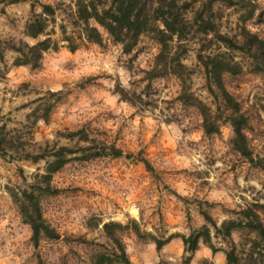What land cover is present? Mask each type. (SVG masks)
Returning a JSON list of instances; mask_svg holds the SVG:
<instances>
[{
	"label": "rangeland",
	"instance_id": "rangeland-1",
	"mask_svg": "<svg viewBox=\"0 0 264 264\" xmlns=\"http://www.w3.org/2000/svg\"><path fill=\"white\" fill-rule=\"evenodd\" d=\"M178 1L180 6L186 0ZM203 1L187 0L188 7L181 10L191 19ZM39 2L57 7L50 27L54 26L52 36L59 39L60 23L66 24L68 31L71 28L68 13L76 0H0V126L19 129L13 133V156L0 154V264L82 263L91 248L107 245L104 222L129 220H135L145 234L140 237L131 229L124 230L130 264H184L180 236L206 222L203 212L219 224L237 218L238 211L252 202H264V168L252 165L231 147L233 132L228 122L221 124L217 134L203 132L198 110L175 100L180 86L174 75L151 80L144 97L152 107L141 109L119 98L116 86L143 88L144 70L152 66L158 51L151 34L143 35L129 54L109 40L103 45L86 43L74 51L59 40L56 50L44 52L39 67L13 64L15 52L6 48L5 40L34 42L23 31L32 13L41 11ZM215 7L221 31L235 32L239 9L223 4ZM246 26L264 39V0H258ZM192 33L181 41L187 48L182 61L192 70L195 96L208 102L195 50L205 40L200 33L191 37ZM233 55L242 60V53L234 51ZM224 82L249 117L248 144L264 164V73L245 68L237 75H225ZM49 105L52 109L47 122L34 121L33 116L26 121L32 108L37 107L40 113ZM84 124L126 152H140L151 169L135 157L124 156L65 163L53 174L52 182L59 191L42 198L43 214L61 237L41 240L35 248L30 227L22 221L7 187H23L22 176L29 180L45 162L20 158L21 142L69 145L62 133ZM211 234L215 246L224 248V242ZM152 235L172 237L157 249ZM238 235L233 233V238L237 240ZM83 239L87 243L80 241ZM202 257L214 264L225 263L222 251L212 254L200 242L189 264H197Z\"/></svg>",
	"mask_w": 264,
	"mask_h": 264
},
{
	"label": "trees",
	"instance_id": "trees-1",
	"mask_svg": "<svg viewBox=\"0 0 264 264\" xmlns=\"http://www.w3.org/2000/svg\"><path fill=\"white\" fill-rule=\"evenodd\" d=\"M17 2L19 0H8ZM178 0H76L74 7H70L68 20L71 25L59 24L60 38L52 36L55 28L57 7L49 3L39 2L41 11L27 19L24 35L34 39L29 43L24 39L18 41L5 40L6 48L15 52L13 64L39 67L44 55L49 49L56 50L58 42L65 41L70 51H74L86 43L104 44L109 40L118 44L124 54H129L145 34H151L158 44L152 66L144 70L142 80L145 84L141 90L125 89L116 86L115 92L119 98L133 106L145 109L152 107L144 92L151 87V80L157 77L174 75L179 80V91L175 100L183 105L195 107L202 119V129L205 134L220 132L223 122H228L233 135L230 139L231 147L249 163L264 168L259 158L253 154L248 144L246 130L249 117L240 100L226 87L224 76L237 75L245 68L254 73H264V39L246 26V21L253 18L258 0H204L194 11L191 19L187 18L183 10L190 2L184 1L179 6ZM237 7V30L233 33L222 32L219 26V16L216 5ZM31 8H34L33 1ZM183 8V10H181ZM106 33L104 37L103 32ZM193 32V33H192ZM192 33L203 35L205 42L199 44L196 59L202 67L205 89L209 101L204 102L195 96L191 87L192 70L182 61L187 51L181 42ZM3 43L0 37V44ZM215 45V47H213ZM242 53V60H238L233 52ZM3 54L0 51V59ZM156 105V104H155ZM52 105L38 113L37 107L26 114V121L33 116V120H49ZM12 131L5 125L0 126V154L13 156L14 140ZM69 141V145H44L21 142L20 158L31 162L44 160V167L31 174L30 179L23 177L24 186L7 187L23 222L29 225L31 242L38 248L41 240H57L61 237L59 231L47 220L42 210V198L59 191L53 182V174L65 163L72 159L87 160L96 157H135L143 161L151 169L149 161L140 156L124 151L114 141L109 140L101 132L89 125H82L75 129H67L62 133ZM22 139L17 136V139ZM13 151V152H12ZM17 152V151H16ZM205 223L193 229L188 235L182 234L183 263L189 264L192 254L197 250L200 242L206 244L212 254L217 251L224 253V264H264V202H252L238 211L237 218H227L219 224L203 212ZM131 229L137 236H144L138 223L129 220L126 223L108 221L102 224V231L107 245L91 248L82 263L79 264H130V258L123 240L124 230ZM224 242L220 248L212 242V233ZM239 233L238 239L233 233ZM172 235L165 239L151 236L157 249L169 241ZM87 243L85 239L80 240ZM197 264H214L208 257H202Z\"/></svg>",
	"mask_w": 264,
	"mask_h": 264
},
{
	"label": "crops",
	"instance_id": "crops-1",
	"mask_svg": "<svg viewBox=\"0 0 264 264\" xmlns=\"http://www.w3.org/2000/svg\"><path fill=\"white\" fill-rule=\"evenodd\" d=\"M215 254V253H214ZM220 258H221V256H220Z\"/></svg>",
	"mask_w": 264,
	"mask_h": 264
}]
</instances>
